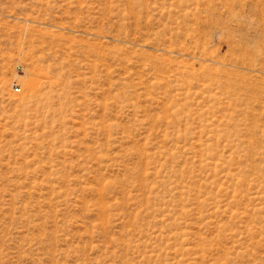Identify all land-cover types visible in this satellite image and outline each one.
I'll list each match as a JSON object with an SVG mask.
<instances>
[{
    "label": "rangeland",
    "instance_id": "1",
    "mask_svg": "<svg viewBox=\"0 0 264 264\" xmlns=\"http://www.w3.org/2000/svg\"><path fill=\"white\" fill-rule=\"evenodd\" d=\"M0 264H264V0H0Z\"/></svg>",
    "mask_w": 264,
    "mask_h": 264
}]
</instances>
